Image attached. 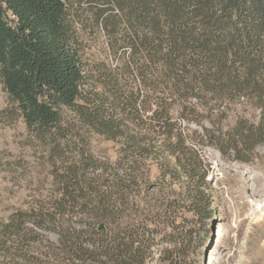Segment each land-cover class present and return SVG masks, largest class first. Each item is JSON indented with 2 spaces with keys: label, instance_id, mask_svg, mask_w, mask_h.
<instances>
[{
  "label": "trees",
  "instance_id": "trees-1",
  "mask_svg": "<svg viewBox=\"0 0 264 264\" xmlns=\"http://www.w3.org/2000/svg\"><path fill=\"white\" fill-rule=\"evenodd\" d=\"M84 21L107 39L110 56L124 57L121 68L89 66L77 30ZM0 80L52 161L80 136L66 111L79 128L120 144L114 162L79 147L56 176L62 196L52 211L17 210L1 225L0 248L18 250L27 240L37 251L36 229L44 227L58 234L57 264H146L160 225L179 228L184 206L153 202L146 162L189 194L190 210L207 200L208 168L175 113L197 121L199 107L223 116L243 100L261 110L259 121L239 120L208 138L240 161L264 143V0H0ZM176 232L172 250H161L168 264H180L184 235Z\"/></svg>",
  "mask_w": 264,
  "mask_h": 264
},
{
  "label": "rangeland",
  "instance_id": "rangeland-1",
  "mask_svg": "<svg viewBox=\"0 0 264 264\" xmlns=\"http://www.w3.org/2000/svg\"><path fill=\"white\" fill-rule=\"evenodd\" d=\"M77 30L89 66L99 64L106 70L121 68L124 57L116 59L109 55L107 39L96 26L84 21L77 25ZM93 75L97 80L96 69ZM102 87L98 83L96 90ZM199 110L202 117L197 121L177 118L176 113L175 119L208 168L206 203L199 212L190 210L189 194L180 191L177 184L168 187L166 182L170 178H163L155 166L156 161L146 162V182L149 189L152 188L153 202L161 205L172 199H184L185 206L178 209L179 228L174 230L169 223L160 225L159 243L146 264H168L161 250H172L171 235L176 231L184 235L179 244L180 264H264V143L253 148L248 161H240L231 151L228 156H222L208 138V135L219 136L221 132L230 131L239 120L255 124L262 112L243 100L230 105L223 116L216 110L212 113L203 111L202 107ZM65 121L73 130H78L80 136H73L64 146L66 155L54 162L49 158L47 146L28 132L0 80V231L2 223L17 210L38 211L43 206L47 211L52 201L61 198L60 178L57 182L56 176L78 159L79 147L100 162L117 159L120 147L117 141L79 128L74 115L68 111ZM255 204H258L256 210L252 208ZM36 230L41 238L40 243H34L37 251L32 252L27 240L18 250L14 246L9 252L0 248V264H57L58 234L44 227Z\"/></svg>",
  "mask_w": 264,
  "mask_h": 264
},
{
  "label": "bare ground",
  "instance_id": "bare-ground-1",
  "mask_svg": "<svg viewBox=\"0 0 264 264\" xmlns=\"http://www.w3.org/2000/svg\"><path fill=\"white\" fill-rule=\"evenodd\" d=\"M257 205H258V204H255V206H254V207H252V208H253V209H255V207H256ZM253 209H252V210H253ZM255 210H256V209H255ZM252 212H254V211H252Z\"/></svg>",
  "mask_w": 264,
  "mask_h": 264
},
{
  "label": "water",
  "instance_id": "water-1",
  "mask_svg": "<svg viewBox=\"0 0 264 264\" xmlns=\"http://www.w3.org/2000/svg\"><path fill=\"white\" fill-rule=\"evenodd\" d=\"M102 226H100L99 228H101Z\"/></svg>",
  "mask_w": 264,
  "mask_h": 264
}]
</instances>
